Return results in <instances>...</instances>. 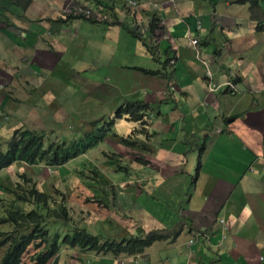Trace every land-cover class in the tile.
I'll list each match as a JSON object with an SVG mask.
<instances>
[{
  "label": "crops",
  "instance_id": "1",
  "mask_svg": "<svg viewBox=\"0 0 264 264\" xmlns=\"http://www.w3.org/2000/svg\"><path fill=\"white\" fill-rule=\"evenodd\" d=\"M127 1L136 6L137 13H120V7L111 6L99 9L110 18L107 23L84 22L83 26V22H71L70 29L78 27L79 36L58 32L67 29L60 17L49 19V26L59 29L51 34L53 41L40 34L41 24L36 20L28 25L30 33H21L33 35L35 41L34 34H39L37 43H28L34 50L91 48V53L80 59L87 64L94 58L93 64L103 66L98 77L89 75L87 65L81 67L82 82H71L66 77L64 81L34 78L32 92L37 97L32 100L37 101L29 106L36 112L26 110L31 117L46 111L52 118L49 124L58 129L73 116L84 117V104L89 101L98 113L82 118L81 123L110 119L129 100L150 104L149 125L156 121L161 125L143 148L148 150L145 159L135 156V170L140 176H130L129 168L124 166L128 160L122 158L128 151L138 154V148L129 149L119 142L115 144L117 157L112 160L119 161L122 167L104 172L103 183L112 181L114 202L127 206L117 207L124 209L126 220L137 222L134 230H173L183 225L182 234L175 240L157 242L137 256L84 252L86 264H109V260L111 264H264V19L250 22L248 30L243 26L244 17L236 14L243 7L237 0ZM255 2L258 7L259 1ZM84 4L96 7L93 1ZM153 19L160 20V29H151ZM192 39L199 41L197 48L192 47ZM154 41L157 51L153 48L152 54L146 44L152 46ZM125 44L135 61L130 59L128 63L122 58L120 48ZM2 52L0 61L7 65L15 61L13 54L18 55L7 48H2L0 55ZM64 72L60 64L57 73ZM87 83L95 84L90 92L84 90ZM210 83L216 86L213 92ZM228 84L234 90L228 89ZM11 109L17 111L14 106ZM137 128V123L126 119L116 121L118 136H128ZM204 135L201 146L194 144ZM92 152L90 149L84 158L74 161L87 162L90 167L106 163L100 157L88 158ZM92 173L88 170L89 175ZM123 173L129 176L126 183ZM63 175H51L54 182L50 186L61 185L69 195L64 186L66 180L71 182L70 174L65 178ZM133 183L135 189L140 187L126 193L125 188ZM45 191L50 192L47 187ZM143 192L165 202L162 217L137 207V198L147 196ZM85 193L86 199L91 196ZM107 206L110 211L111 206ZM85 218L101 221L103 229L108 227L104 218L96 219L99 217L91 213ZM209 230L217 232L214 239H199L202 232ZM113 234L106 236L121 240L130 235ZM208 243L221 246L211 249ZM123 258L128 262L120 261Z\"/></svg>",
  "mask_w": 264,
  "mask_h": 264
},
{
  "label": "rangeland",
  "instance_id": "2",
  "mask_svg": "<svg viewBox=\"0 0 264 264\" xmlns=\"http://www.w3.org/2000/svg\"><path fill=\"white\" fill-rule=\"evenodd\" d=\"M86 1L88 2L90 0H69V1L68 0H36L35 1L36 5L33 8L22 9L18 6H15L8 0H0V9L1 10L6 9V15L8 14L9 16V17L7 16L8 18L10 17L12 18V16H14V19H10L14 24L13 27L10 29V33L17 34L18 36L22 32L30 33L27 25L29 22L33 23V20H36L37 23L41 24V27L38 30L40 31V34H42L46 38V40L53 41L54 39L53 36H51V34L57 29H53L49 26L50 25L49 19L52 18L59 19V17L60 19H62L60 15H69V14L73 15L75 13L78 14L91 13L100 22L107 23L110 21V18L107 16V13H101L99 11L97 4H95L96 7H88V8L85 7L84 3ZM115 1L117 0H98L99 3L98 5H100L102 8L111 7V6H116L121 8L123 6L128 5L127 0H120L119 4L115 3ZM246 1L247 4L239 8L236 11V14H240L241 16L244 17L243 26L249 30L250 22H253V20H257L260 18H262V20L264 19V9H262V7L264 8V0H246ZM254 1H259L260 5H258L257 7ZM131 7L134 10L137 9L136 6L134 5H131ZM24 21H29V22H24ZM64 25H67V29H62V30L58 29L59 31L58 30L57 31L62 33L63 35L68 34L70 35V37L79 36L76 30V28L78 27H73V29H70L71 22L69 21H66ZM82 25L84 26V23H82ZM141 25L142 24L140 23V26ZM0 28H5V27H3L0 24ZM22 35L23 34H21L20 36ZM22 39L25 42L22 44V46L24 45L27 46L29 45L28 43L36 42L34 36L29 34L24 36ZM22 46L21 48H11L14 50L12 51L13 53L15 52V54H18V55L13 54L15 58V64L12 65L18 68L15 69L17 71H14L11 67H8L6 63L0 61V86H2L3 92H8L12 94L11 89L16 86L15 85L16 82L15 81L12 82L14 76L20 78L21 80H26L22 78L28 74H32V75L35 74V72L33 71L34 69H36L37 71L39 70V73L42 71H46L48 73L54 72L52 74L53 78L64 81L66 77V79L71 82L84 81L83 76H81L84 73L83 72L84 68L81 67L86 65L88 69H91L88 72L91 77L92 75L96 77L102 75L99 72L101 67L103 66L99 64H93L91 60L94 58H90L87 64H85L84 60L80 59L83 57L85 53L86 54L91 53L92 51L91 48H70L69 50L67 48H65L66 50H63L62 48H58L59 51H56L54 49L49 51V50H45V48L34 50L33 48L22 47ZM1 50L2 49H0V52ZM130 50L131 48H129L127 44H125V48H120V54L122 58L124 60H127L128 63L130 59L131 61H135V59H133V57L130 56ZM2 55L3 52L1 53L0 58L2 57ZM38 59L42 61L41 65L40 67L36 66V68H34L33 61H36ZM60 64H62V66L65 67L64 73H57ZM74 65H76V67H74ZM85 71H87V69H85ZM42 75L45 76L44 73H42ZM7 79L11 80L10 83L11 89H9L8 91L4 85V82H6ZM94 85L95 84H90V83L84 84V90L90 92L93 89ZM18 91H20L19 98H21L24 102L31 103L33 101H37V100H32L37 96H33V97L30 96L28 90L23 89L21 85L18 86ZM3 92H0V109H5L6 107V103H4L5 98L4 96H1ZM69 93L71 94L70 89H69ZM93 105L95 104H92V101H89L87 104H84V110L82 111V113H84V117L73 116V118L68 120L67 123L65 124L64 127L66 130L65 129L56 130L55 128H53L52 130L51 129L52 127L46 128L41 121H38L37 125L41 129H43L42 130L43 132L47 134L45 135L46 143H48L49 145L55 142L53 144H58V145L65 144V146H68L71 145L73 142H75L77 139H79L78 141L82 140L80 135L83 134L85 130L88 129L89 125H84L83 127L80 126V118L88 119L91 115L97 114L98 111L92 108ZM15 108L17 109V111L16 114L13 115V118L10 117L7 112L0 110V146H1L0 149L4 152L8 149V142L13 136L12 135L13 131L22 125L20 120H18L21 119L20 118L21 109H19V106L17 105L15 106ZM23 110L25 109L23 108ZM42 119L45 121V118ZM68 127H72V128L69 130ZM160 127L161 125L159 121H156L154 123H151L149 127L145 129L144 132L146 135L149 136L150 139H152V137L156 136L157 131L159 130ZM27 128H30V126L28 125ZM141 129L142 127L138 125V128L135 130H141ZM115 132L118 135L117 131ZM120 137L113 139L112 137L107 138L103 144H100L93 149L92 152L93 154L88 155V158H93L94 160L97 159V157L106 159V163L104 165H99V166L93 165L90 167L87 164V162L84 163V161H82L80 163L79 160H76L71 162L70 164H67L64 167L52 166V170L51 169L49 170L44 165H41L40 167H34V166L23 165L20 162H15L11 164L10 166H8V168L0 172V199L1 200L6 199L7 201L12 200L13 196L7 190H13L15 188V185L19 183L18 176L24 170H27V173L34 177V180L38 183L39 187H43L44 189L45 187L50 186L54 182V179L53 177H51V175L56 176V172L58 173L63 172L64 175L62 178H65V174H70L69 177L71 178V182H69V180H66L67 184L64 186L69 193L68 195L69 197L66 199L64 195L62 196L66 199L68 206L72 209L73 213L71 214H73L74 218L76 219V223L80 225L86 223L85 224L86 227H90L92 232H94L95 234L98 233L99 235L101 234V231H103L110 236L111 234H113L112 233L113 231L115 233V235L114 234L113 235L116 237H120L119 234L123 235L127 233H129L130 235L126 237H130L131 235L142 236V233L143 232L147 233V231H145L144 229L139 230V232L138 230H134L133 228H137V226H135L137 222H131L130 220H126L123 213L124 209L121 208L123 210L121 211L118 208V207L127 208V206L126 205L120 206L119 203L117 204L116 202H114L115 200V198L113 197L114 187L111 185L112 181L103 183V178H105L104 172H111L112 169H117L119 167H122L119 165L118 163L119 161L114 162L112 160L113 157L114 158L117 157L116 155L117 153L115 154V152H118V144L117 146L115 144L121 141ZM204 137L205 135L202 136V138H200L199 141L194 142V144L200 145L201 139H204ZM134 139L137 142V148H138L137 151H143V147H146L148 142L146 138L143 135H140L139 138L134 137ZM135 156H137L136 153H130L128 151L126 157L129 158L126 157H122V158L128 160L124 163L125 164L124 166L127 165V167L129 168V171L131 173L130 176L137 175L139 177L140 176L139 172L135 170V167L137 165V163L134 162V160L136 159ZM82 158H84V156H82ZM110 162L111 164H116V165L112 166L109 164ZM129 162H132L134 164V167L131 166ZM88 170L94 171V173H92V176L88 174ZM86 173L88 175H85ZM123 176L126 179L129 177L127 173H123ZM138 177L136 179H138ZM127 181L129 180L127 179L125 183ZM85 182L89 183L90 186L88 187L86 185L87 183ZM137 183H140V181ZM115 184H117L116 188L120 190L118 183ZM130 184L129 186L127 185L128 186L127 188H125L126 193H129V190L131 191L130 193H132V191L136 192L137 189L140 187L139 185V187L137 186L136 187L137 189H135L134 185H136V183H133V186H130ZM85 192H89L91 194V196L88 197L87 199L85 198V194H86ZM108 197L110 198V200ZM94 199H98L99 201H101L102 204H99V201H97V204L86 203L88 202V200H94ZM106 199L109 201L108 205L111 206V210H110L111 212L107 211V206L105 205L104 202V200ZM145 200L146 202H144ZM137 204H136L137 207L142 206L144 207L143 209H146L147 211H152L151 213L154 217L159 218L164 215V211L162 208L166 206L165 202L160 198H158L157 196L149 197V195L147 194V196L145 197L137 198ZM1 206L2 204L0 203V232L4 233L7 230L8 226L2 223L5 217V211L1 209ZM23 208H25V210L31 209L28 205L25 204H23ZM98 209L102 211H99ZM171 209L173 211L176 210L175 207L174 208L171 207L170 210ZM87 213H91L95 217L98 216L99 218L96 219L103 220L104 218L105 223H107L106 226L108 227L106 229H103L102 224L100 223L101 221H94V220L91 221L90 219H84ZM133 213H137V212H133ZM44 215H47V213L45 212ZM48 218L49 216L46 219ZM177 227L183 228V225L182 226L178 225ZM216 233L217 232L214 233L213 230H209L206 232L204 231L200 234L199 239L205 238L207 241H209L208 238L214 239L215 238L214 234ZM220 235H221V231L219 230V236ZM1 239H3V236H1ZM220 244L221 243L218 244L213 243V245H211L208 243L207 246H209L211 249H215L218 246H220ZM2 252L3 250L0 251V261L3 256ZM262 257L264 258V255ZM214 259L217 260V257ZM120 261L128 262V260L125 258L121 259ZM108 262L109 264H111L112 261L109 260ZM50 264H86V257H84V251L82 250L77 249L71 252L67 248H63L59 256L56 257Z\"/></svg>",
  "mask_w": 264,
  "mask_h": 264
},
{
  "label": "trees",
  "instance_id": "3",
  "mask_svg": "<svg viewBox=\"0 0 264 264\" xmlns=\"http://www.w3.org/2000/svg\"><path fill=\"white\" fill-rule=\"evenodd\" d=\"M15 6L22 9H29L34 0H8ZM237 3L245 5L246 0H237ZM257 5V2H255ZM128 11V10H127ZM6 15V9H0V24L5 28H0V41L3 46L10 45V42L22 46V38L10 33V27L13 22ZM63 22H86L97 23L92 18L84 17L83 14L75 13L73 15H60ZM14 17V16H12ZM160 21L154 20L152 30H156ZM9 30V31H7ZM34 34V33H33ZM7 37L9 40H4ZM14 37L13 39H10ZM27 45L22 47H28ZM50 49V48H48ZM34 88H32L33 90ZM151 105L145 101L126 100L117 110V118L127 116L134 123L139 124L142 129L132 131L127 137L112 134L113 137H120V143L129 148L136 149L137 142L134 139L143 135L147 141L149 136L145 134V129L149 127ZM111 127V125H110ZM101 125L94 128L95 133H88L82 140H76L71 145L52 144L45 146L44 136L33 131L19 130L9 142L8 149L4 152L0 150V172L8 168L15 162L34 165L44 162L50 166H62L68 161L82 156L90 149H93L104 139L109 138V133L105 132ZM101 131H104L99 134ZM47 148H45V147ZM138 156L145 159L144 155L148 150L137 151ZM201 167V164H200ZM19 183L13 190H7L12 196V200H1V209L5 211L3 224L8 226L7 230L0 232V251L3 250L0 264H50L62 251L82 250L97 254H112L114 256L127 255L135 256L144 253L157 242L175 240L180 237L183 228L170 229L162 228L142 233V236L131 235L121 240L110 239L101 234H93L86 227L74 228L75 219L73 211L68 206L64 197L54 189L52 194H47L38 189L34 178L27 173L18 176ZM92 203H95L94 201ZM23 204L31 209L25 210ZM97 204V203H95ZM99 204H102L99 201ZM105 205H108L105 202ZM45 210V211H43ZM47 215H44V213ZM49 216L48 219H46ZM67 228V231L61 230ZM74 229L73 231H70ZM3 236V239H1ZM66 246V247H65Z\"/></svg>",
  "mask_w": 264,
  "mask_h": 264
},
{
  "label": "clouds",
  "instance_id": "4",
  "mask_svg": "<svg viewBox=\"0 0 264 264\" xmlns=\"http://www.w3.org/2000/svg\"><path fill=\"white\" fill-rule=\"evenodd\" d=\"M35 1L36 0H34V2L30 5V7H29V9H31V8H33L36 4H35ZM90 1H93L95 4H97V7H98V9H100V10H103V8L100 6V5H98L99 3H98V0H90ZM130 3L128 2V5L127 6H123V7H121L120 9H119V12L120 13H125V12H127V10H128V12L129 13H137V11L135 12V10L131 7V5H133V4H130ZM104 8H106V7H104ZM131 12H130V11ZM69 15H72V14H69ZM84 15V17H89V18H92V19H94L96 22H99L98 21V19L96 18V17H94L91 13H89V14H86V13H84L83 14ZM11 19H14V17H12ZM155 19H153L151 22H153ZM156 20H158V19H156ZM158 21H160V20H158ZM24 22H29V21H24ZM30 23L31 22H29L28 23V25H30ZM14 25V24H13ZM13 25L9 28V29H11L12 27H13ZM27 25V26H28ZM159 27L157 28V29H160L161 28V26H160V24L158 25ZM7 31H9V30H7ZM153 31H155V30H153ZM24 33V32H23ZM14 35H16V36H18L17 34H14ZM34 35H36V43L38 42V39H39V37H38V35L39 34H34ZM18 37H20V38H23L24 36L22 35V36H18ZM23 40V39H22ZM197 42L196 44L194 43V42ZM24 42V41H23ZM191 44H192V47L193 48H197V46H198V43H199V41L198 40H195V39H192L191 41ZM25 43V42H24ZM0 45H1V48L0 49H2V48H7V49H10V50H12V51H14L13 49H11V48H21V46H19L18 45V41L16 40V43H13V42H10V45H8V46H3V44L1 43V41H0ZM18 45V46H17ZM147 46H148V49L150 50V52L153 54L154 52H153V48H154V51H157V42L156 41H154V44H152L151 43V45L152 46H150L149 44H146ZM9 47H11V48H9ZM34 49V48H33ZM53 48H50V49H48V48H45V50H52ZM41 62L42 61H40L39 59L38 60H36V61H33V67L34 68H36V66L37 67H40V65H41ZM13 64H15V61L13 62V63H10L8 66L9 67H11L14 71H17V70H15V69H18V68H16L15 66H12ZM34 72H35V74H28V75H26L25 77H23V78H26V80L25 81H22L20 78H18V77H15L14 76V79L12 80V82L13 81H15L16 83H15V87H13L12 89H11V85H10V83H11V80L10 79H7L6 80V82H4V85H5V87H6V89H7V91L9 90V89H11L12 90V94H10V93H8V92H3L2 91V86H0V92H3L2 93V95L1 96H4V98H5V100H4V103H6V107H5V109H0V110H2V111H4V112H7L8 113V115L10 116V117H12L13 118V115L14 114H16V112H13L12 111V109H11V106H19V109H21L20 110V114H21V119H18V120H20V122L22 123V125L19 127V128H17V129H15L14 131H13V136H12V138L14 137V135H15V133L17 132V131H19V130H26V129H29V130H31V131H33L34 133H36V134H39V135H42V136H44V143H45V146L46 147H48L49 145H52L53 143H55V142H53L52 144H49L48 145V143H46V141H45V139H46V136L45 135H47L45 132H43L42 130L43 129H40L39 130V126L37 125L38 124V121H41L42 123H43V125L46 127V128H48V127H52L51 129L53 130V128H55L56 130H63V129H65V124L67 123H65L64 124V126H63V128H56V127H54V126H51L50 124H49V121H51L52 120V118L48 115V113L46 112V111H44V112H42L41 114L42 115H36V116H34V117H31L28 113H26V110H28V111H31V112H36L35 111V109L34 108H32V107H30L29 106V103H26V102H24L21 98H19V93H20V91H18V86L19 85H21L22 87H23V89H26V90H28V92H29V95L30 96H35V95H33V92H32V88H34V86H35V81H34V78H37L38 80H43V81H48V80H50L53 76H52V74L54 73V72H51V73H48V72H46V71H42V72H40L39 73V70L37 71L36 69H34L33 70ZM42 73H44L45 74V76H43L42 75ZM150 74V73H149ZM19 83V84H18ZM25 85V86H24ZM209 88H210V84H209ZM215 88H216V86L215 87H213V89L212 88H210V91H214L215 90ZM227 88L228 89H231V90H234V86L233 85H231V84H228L227 85ZM123 105V104H122ZM121 105V106H122ZM121 106H119V108L121 107ZM23 108L25 109V110H23ZM118 108V109H119ZM117 109V110H118ZM117 110H116V112H117ZM116 112H115V114H114V117H112V118H110V119H104V118H101V119H99V120H95V121H90V122H83V123H81V119L82 118H80V126H84V125H89V127H88V129L87 130H85V132L83 133V134H81L80 136H81V138H85L86 137V135L88 134V133H95V131H94V128L95 127H97L98 125L100 126H102V127H104L105 128V132L107 131V132H111V133H109V137H112V139L113 138H115V137H113L112 136V134L114 133V134H116V130H115V126H116V121H117V119H126V120H128V121H130L129 119H128V117L127 116H124V117H122V118H117V116H116ZM19 116V115H18ZM42 118H45V121L42 119ZM73 118V117H72ZM72 118H69L68 120H70V119H72ZM54 119H56V118H54ZM67 119V118H66ZM89 119V118H88ZM67 120V121H68ZM84 120H86V119H84ZM60 122V121H59ZM130 122H132V121H130ZM30 126V128H27V126ZM110 125H111V127H110ZM139 125V124H138ZM72 127H68V129L70 130ZM90 128V129H89ZM66 130V129H65ZM218 130V129H217ZM104 131H101L99 134H101L102 135V133L104 132ZM117 135V134H116ZM107 136V135H106ZM106 136H104V139L99 143V145L100 144H103L104 143V141L106 140ZM123 137H127V136H123ZM140 137V136H139ZM11 138V139H12ZM11 139L9 140V142L11 141ZM77 140H79V139H77ZM9 142H8V147H9ZM44 146V147H45ZM98 146V145H97ZM1 147V146H0ZM45 147V148H46ZM95 148V147H94ZM93 148V149H94ZM144 148V147H143ZM47 149V148H46ZM92 149V150H93ZM1 150V149H0ZM82 156H84V154L82 155ZM82 156H80V157H82ZM77 158H79V157H77ZM77 158H75V159H77ZM75 159H72V160H70V161H68L65 165H62L61 167H64V166H66L67 164H70L71 162H73ZM21 163V162H20ZM23 165H27V166H34V167H40L41 165H44L45 167H47L49 170L51 169L52 170V166H50V165H47V164H45L44 162H40V163H37V164H34V165H29V164H27V163H22ZM22 173H27V170H24ZM21 173V174H22ZM28 174V173H27ZM29 175V174H28ZM32 176V175H31ZM33 177V176H32ZM34 178V177H33ZM35 181V180H34ZM36 182V181H35ZM37 183V182H36ZM37 185H38V183H37ZM38 189L40 190V191H42V192H45V193H47V194H52L53 192H54V189H57V192L60 194V195H64L65 197H66V199L68 198V195H66V193H64V190H63V188H62V186L61 185H58V186H56L55 184L54 185H52V186H48L47 187V189H49L50 190V192H47V191H45V189L44 188H42V187H39V185H38ZM64 200H65V202H67L66 201V199L65 198H63ZM95 203H97V201H99L98 199H94L93 200ZM92 200H88V202H86V203H92L93 202ZM107 206V205H106ZM107 208H108V206H107ZM74 217V216H73ZM86 217V216H85ZM84 217V219H86ZM75 219V218H74ZM75 222H76V219H75ZM221 222H222V224H225V221L222 219L221 220ZM85 224L86 223H84V224H81V226L82 227H86L85 226ZM74 228H77V227H79V224L78 223H75L74 224V226H73ZM90 232H92L91 231V229H90V227H86ZM65 231H67V228H63ZM74 229H72V230H70V231H73ZM93 234H95L94 232H92ZM97 234V233H96ZM198 237V236H197ZM209 239V238H208ZM191 243H193V242H191ZM220 246H221V244H220ZM66 247V246H65ZM69 251H74V250H69ZM84 252H89V251H84ZM95 254H97V253H95ZM138 255V254H137ZM137 255H135V256H137ZM59 256V255H58ZM57 256V257H58ZM137 264H141V261L139 262V263H137Z\"/></svg>",
  "mask_w": 264,
  "mask_h": 264
},
{
  "label": "built area",
  "instance_id": "5",
  "mask_svg": "<svg viewBox=\"0 0 264 264\" xmlns=\"http://www.w3.org/2000/svg\"><path fill=\"white\" fill-rule=\"evenodd\" d=\"M194 43L196 44L197 42L195 41ZM213 87H215V85H214V84H212V83H210V88H212V89H213Z\"/></svg>",
  "mask_w": 264,
  "mask_h": 264
}]
</instances>
